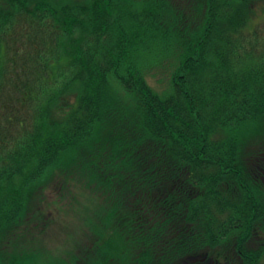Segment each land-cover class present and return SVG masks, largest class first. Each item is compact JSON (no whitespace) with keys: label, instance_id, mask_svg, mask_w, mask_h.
<instances>
[{"label":"trees","instance_id":"16d2710c","mask_svg":"<svg viewBox=\"0 0 264 264\" xmlns=\"http://www.w3.org/2000/svg\"><path fill=\"white\" fill-rule=\"evenodd\" d=\"M262 19L264 0H0V264L71 263L48 242L73 187L87 264H264Z\"/></svg>","mask_w":264,"mask_h":264},{"label":"rangeland","instance_id":"374dc122","mask_svg":"<svg viewBox=\"0 0 264 264\" xmlns=\"http://www.w3.org/2000/svg\"><path fill=\"white\" fill-rule=\"evenodd\" d=\"M257 30H261V32L264 33V20L263 19L261 20V23L257 27ZM72 192L73 193L69 192L65 196V198L63 200H61L60 207H58L57 209H56V207H53V211H55L54 218L57 217V223L58 224H56L57 227H56L55 231L53 232V234L51 233L54 236V238L52 236V238H53L52 242L49 239V242H48L49 246L48 247L54 248L53 250L55 251V254H58L64 258H67L68 260L70 258L71 259L70 264H87L86 263L87 257H85V255H83L82 252L76 248L77 242H75L74 240L75 239L76 240L83 239L84 236H82V235H84L85 233L83 234L81 232H83V231L86 232L89 230L86 228L85 229L80 228L82 221L80 220L79 215H77V213L74 212L71 215H69V213L73 212V211H71L72 208H74V207H76V209L79 208L80 205L78 204L76 199H78L82 203H84L85 198H86V200H89V196L88 195L83 196V195L78 194L79 189H77V187H73ZM73 194L75 195V197L73 196ZM54 225L51 229V232L54 229ZM65 229H69L71 232H65L64 231ZM73 231H74V233H73ZM76 232H80V233H76ZM65 245H67V246H65ZM68 247H70L71 249L74 247V252L72 254L73 255H79L80 257L79 258H76L74 256L69 257L68 253H63L62 252L63 249H67ZM90 256L93 259L96 258L95 257L96 255L91 254ZM98 259H96L95 261H97Z\"/></svg>","mask_w":264,"mask_h":264}]
</instances>
